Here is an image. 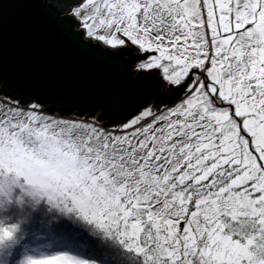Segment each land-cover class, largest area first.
Masks as SVG:
<instances>
[{
	"label": "snow or ice",
	"instance_id": "1",
	"mask_svg": "<svg viewBox=\"0 0 264 264\" xmlns=\"http://www.w3.org/2000/svg\"><path fill=\"white\" fill-rule=\"evenodd\" d=\"M33 2L144 94L0 87V264H264V0Z\"/></svg>",
	"mask_w": 264,
	"mask_h": 264
},
{
	"label": "water",
	"instance_id": "2",
	"mask_svg": "<svg viewBox=\"0 0 264 264\" xmlns=\"http://www.w3.org/2000/svg\"><path fill=\"white\" fill-rule=\"evenodd\" d=\"M57 0H51L52 3ZM55 8L33 0L0 6V77L9 95L39 96L53 106L86 109L107 103L114 90L139 100L143 81L72 46L55 20Z\"/></svg>",
	"mask_w": 264,
	"mask_h": 264
},
{
	"label": "flooded vegetation",
	"instance_id": "3",
	"mask_svg": "<svg viewBox=\"0 0 264 264\" xmlns=\"http://www.w3.org/2000/svg\"><path fill=\"white\" fill-rule=\"evenodd\" d=\"M56 2V1H55ZM136 76V74L133 73V78ZM166 99V98H165Z\"/></svg>",
	"mask_w": 264,
	"mask_h": 264
}]
</instances>
